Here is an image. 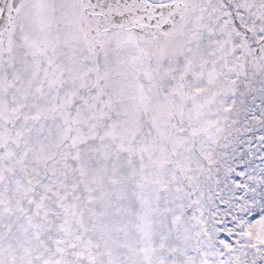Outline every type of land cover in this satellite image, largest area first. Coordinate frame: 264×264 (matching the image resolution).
I'll return each instance as SVG.
<instances>
[{"label": "snow or ice", "instance_id": "snow-or-ice-1", "mask_svg": "<svg viewBox=\"0 0 264 264\" xmlns=\"http://www.w3.org/2000/svg\"><path fill=\"white\" fill-rule=\"evenodd\" d=\"M0 264H264V0H0Z\"/></svg>", "mask_w": 264, "mask_h": 264}]
</instances>
